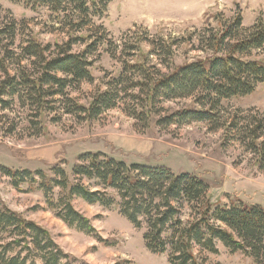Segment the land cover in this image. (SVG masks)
I'll return each instance as SVG.
<instances>
[{"label": "trees", "instance_id": "1", "mask_svg": "<svg viewBox=\"0 0 264 264\" xmlns=\"http://www.w3.org/2000/svg\"><path fill=\"white\" fill-rule=\"evenodd\" d=\"M10 1L47 10L68 40L44 45L33 33H21L23 24L14 18L0 21V121H9L4 114L19 107L27 114L24 120L30 131L38 135L51 116L53 123L63 116L96 121L124 103L139 130L158 117L157 125L164 130L204 123L211 132L223 131L226 144H237L264 173V113L253 109L229 113L222 106L225 100L252 95L264 84V58L255 59L264 52L263 19L246 29L240 15L229 21L218 15V29L194 33L186 42L150 38L138 30L119 45L95 23L105 16L112 0ZM2 16L0 8V20ZM195 39L196 51L204 57L177 65L179 47ZM143 44L150 46L149 51ZM79 46L85 47L77 53L74 49ZM103 46L121 63V71L104 83L105 91L84 105L71 91L95 81L91 56ZM179 100H190L191 105L166 115L161 106ZM12 125L14 132L18 124ZM78 161L72 178L60 166L53 169V177L5 167L0 173L18 191L28 185L41 192L48 209L67 227L100 242L91 221L75 209V199L118 210L136 229L145 228L147 249L155 255L168 254L170 264H207L198 252L218 255V243L233 254L264 263L263 206L240 199L216 206L202 179L164 166L129 165L103 153H86ZM185 208L191 211L188 221L183 218ZM65 260L68 257L46 229L0 203V264H64Z\"/></svg>", "mask_w": 264, "mask_h": 264}, {"label": "rangeland", "instance_id": "2", "mask_svg": "<svg viewBox=\"0 0 264 264\" xmlns=\"http://www.w3.org/2000/svg\"><path fill=\"white\" fill-rule=\"evenodd\" d=\"M0 8L3 11L0 21L5 17L14 18L23 24L21 33L25 36L33 33L44 45L63 44L68 40L66 32L51 22L45 9L36 11L10 0H0ZM218 15L226 21L240 15L243 27L249 29L259 19L264 21V0H112L105 16L95 19V23L97 27L103 26L109 41L119 45L138 30L147 32L150 38L186 42L194 33L218 29L215 20ZM84 47L74 51L81 52ZM143 47L144 51L150 49L147 44ZM197 48V39L191 44H182L177 50L176 64L204 57ZM107 51L103 46L91 56L95 81L71 91V96L84 105L98 92L105 91L104 83L121 71V63ZM261 58L264 52L255 57ZM154 64L159 65L157 59ZM190 105V100H179L166 102L161 107L169 115ZM222 106L229 113L252 109L264 113V84L258 85L252 95L225 100ZM4 115L9 121H0V167L43 171L53 177V169L60 166L72 178L81 155L103 153L129 165L164 166L176 174L197 176L208 184L209 198L216 206L240 199L264 207V173L255 166L252 156L237 144H226L223 131L211 132L204 123L164 130L157 125L158 117H154L147 129L139 130L123 103L96 121L79 122L63 116L59 123H53L51 116L43 133L36 135L37 131H30V125L24 120L26 112L19 107ZM12 122L18 124L14 132H11ZM21 189L16 190L10 178L0 173V203L46 229L68 257L64 264H170L168 254L155 255L147 249L143 239L145 228L136 229L118 210L75 199V209L91 221L103 241L100 242L67 227L48 209L41 192L31 191L28 185ZM190 217V209L185 208L184 221ZM217 247L218 255L198 252L199 258H205L207 264H256L242 253H231L221 243Z\"/></svg>", "mask_w": 264, "mask_h": 264}]
</instances>
